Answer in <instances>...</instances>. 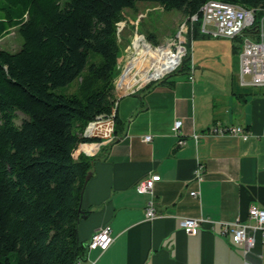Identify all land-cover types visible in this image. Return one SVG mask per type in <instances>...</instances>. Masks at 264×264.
Listing matches in <instances>:
<instances>
[{
	"label": "crops",
	"instance_id": "obj_1",
	"mask_svg": "<svg viewBox=\"0 0 264 264\" xmlns=\"http://www.w3.org/2000/svg\"><path fill=\"white\" fill-rule=\"evenodd\" d=\"M225 39L231 43L223 54L203 46L197 53L194 42L192 79L188 64L162 82L122 95L111 139L78 143L76 154L93 157L81 192L78 239L86 244L104 225L113 237L104 251L87 248L78 264H264L261 233L245 253L222 226L248 221L251 205L264 208V86L240 84L242 39ZM176 119L183 122L181 145L171 130ZM213 125L241 126L248 133H211ZM150 174L160 175L152 195L135 187ZM150 196L159 216L146 220ZM182 216L203 218L195 234L180 226Z\"/></svg>",
	"mask_w": 264,
	"mask_h": 264
},
{
	"label": "trees",
	"instance_id": "obj_2",
	"mask_svg": "<svg viewBox=\"0 0 264 264\" xmlns=\"http://www.w3.org/2000/svg\"><path fill=\"white\" fill-rule=\"evenodd\" d=\"M206 1L0 0V37L12 27L22 37L18 50L0 48V264H78L87 249L79 205L93 157L76 148L95 141L88 123L116 100L117 24L140 2L198 15ZM222 1L264 9V0ZM188 64L187 55L179 70ZM80 77L87 82L69 92ZM17 111L27 116L19 127ZM114 118L116 129V109Z\"/></svg>",
	"mask_w": 264,
	"mask_h": 264
},
{
	"label": "built area",
	"instance_id": "obj_3",
	"mask_svg": "<svg viewBox=\"0 0 264 264\" xmlns=\"http://www.w3.org/2000/svg\"><path fill=\"white\" fill-rule=\"evenodd\" d=\"M259 12L261 14L259 15ZM200 21V32L209 34L214 37L236 38L242 36V47L239 53V82L242 86H264V12L249 11L246 7L234 3H216L208 4L204 7L203 12L197 16H193L190 22L183 26V30L178 38L170 44V50L173 55H177V62L169 70H175L182 66L184 58L190 56L192 43V33L194 24ZM207 24H212L213 29H207ZM255 27L253 31L243 32L251 27ZM189 35V40H188ZM175 47L173 48V45ZM189 49V50H188ZM190 78L194 65L189 62ZM166 71L159 77L167 75ZM157 77V78H159ZM154 78L153 80L157 79ZM152 80V79H151ZM150 80L140 83H149ZM116 106L114 104L111 112L105 114L102 124H95L94 120L90 121V134L88 138H100L109 140L114 133V117ZM182 120L176 119L172 126V132L177 136V144L185 143L182 135ZM211 133H219L221 135H240L244 136L248 132L241 126H229L227 128H219L215 125L211 127ZM192 136L198 139L199 134L194 133ZM145 141H150L151 135L143 137ZM196 178L202 179L201 168L196 171ZM160 179L158 174H150L140 178L135 187L139 192L152 195L153 187L156 181ZM191 195H196V191H191ZM159 213L156 209L154 198L152 196L146 202L145 219L152 220L157 218ZM203 218L182 216L180 218V226L187 234H195L200 226ZM223 230L230 233L232 240L243 245L244 252L247 253L255 244V234L261 233L264 238V208L251 205L248 209V221H240L236 219L233 222H223ZM113 241L111 228L109 225L100 227L86 243L87 248H96L101 251L106 250ZM248 264V263H246Z\"/></svg>",
	"mask_w": 264,
	"mask_h": 264
},
{
	"label": "rangeland",
	"instance_id": "obj_4",
	"mask_svg": "<svg viewBox=\"0 0 264 264\" xmlns=\"http://www.w3.org/2000/svg\"><path fill=\"white\" fill-rule=\"evenodd\" d=\"M187 17H189V15H184L182 12L176 9L165 10L160 5L151 2H140L138 3L135 10L126 9L124 11L123 20L117 24L119 61L117 65V75L114 79V97L116 98L114 101L115 106L117 100L122 95L134 94L140 88L163 78L159 77L155 80H153L154 78L152 80L150 79V82L147 84L140 83V75H134V70L136 69L135 67L128 70L126 75L123 74L129 61L136 53L135 48L133 47V41L136 35H141L143 37V41L150 44L153 48L167 45L178 38L180 28L184 23L187 24L188 22ZM207 28L211 29L213 28V25L207 24ZM187 38L189 40V35ZM202 41L203 43H201ZM194 42L196 43L195 49L197 53L199 46H203L202 48L205 51L213 54H223L231 43L230 40L225 39L224 37H214L211 35L192 40V48L194 46ZM21 44L22 37L18 32V27H12L8 34L0 37V48L13 52L18 50ZM191 46H188V48L191 49L192 52ZM174 47L175 44L173 45V48ZM180 68L169 71L166 74L168 75L176 70H179ZM83 75L85 77L86 74L84 73ZM132 75L133 80L135 79V81L131 80ZM87 80V78L83 77L78 78L68 87V91L76 92L77 88L80 85L86 83ZM23 117L27 116L22 112L17 111L16 117L13 119L14 124L19 127ZM76 129L78 130L79 128Z\"/></svg>",
	"mask_w": 264,
	"mask_h": 264
},
{
	"label": "bare ground",
	"instance_id": "obj_5",
	"mask_svg": "<svg viewBox=\"0 0 264 264\" xmlns=\"http://www.w3.org/2000/svg\"><path fill=\"white\" fill-rule=\"evenodd\" d=\"M214 1L216 3H231V2H226L222 0H207L201 8V13L203 12V9L206 5L213 4ZM247 10L249 11L260 10L261 11V8H247ZM262 12H264V9H262ZM193 16H197V14L189 15V17H187L188 22H190ZM185 24L186 23H184L182 27L180 28L178 35L183 30V26H185ZM170 44L171 43H168L167 45L153 48L150 44L143 41V37L141 35H136L133 41V47L135 48L136 53L129 61L123 74L126 75V72L128 70L135 67L136 69L134 70V75L139 74L140 82H146L150 79L159 77L166 71H169L178 60L177 55L172 54L170 50ZM131 80L135 81V79L133 80V75L131 76ZM104 116L105 115H98L94 119V123L102 124ZM85 131H86V135L89 136L90 122L88 123V127L86 128Z\"/></svg>",
	"mask_w": 264,
	"mask_h": 264
},
{
	"label": "water",
	"instance_id": "obj_6",
	"mask_svg": "<svg viewBox=\"0 0 264 264\" xmlns=\"http://www.w3.org/2000/svg\"><path fill=\"white\" fill-rule=\"evenodd\" d=\"M90 177V173H87L86 177H85V180H84V184L86 183V181L89 179ZM81 206V202H80V205H79V208ZM81 209V208H80Z\"/></svg>",
	"mask_w": 264,
	"mask_h": 264
}]
</instances>
